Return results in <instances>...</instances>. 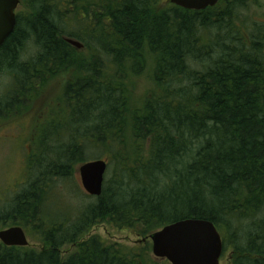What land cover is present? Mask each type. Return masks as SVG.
<instances>
[{"label":"trees","instance_id":"trees-1","mask_svg":"<svg viewBox=\"0 0 264 264\" xmlns=\"http://www.w3.org/2000/svg\"><path fill=\"white\" fill-rule=\"evenodd\" d=\"M255 3L189 11L167 0H66L61 10L26 1L0 47V76L10 79L0 117L64 81L35 174L0 203V229L20 226L39 248L0 245V264H167L149 243L84 237L100 223L149 236L187 219L223 230L233 264H264V20L249 17ZM144 74L151 87L137 98ZM104 153L112 175L72 216L54 187ZM68 246L76 250L64 256Z\"/></svg>","mask_w":264,"mask_h":264},{"label":"rangeland","instance_id":"rangeland-1","mask_svg":"<svg viewBox=\"0 0 264 264\" xmlns=\"http://www.w3.org/2000/svg\"><path fill=\"white\" fill-rule=\"evenodd\" d=\"M26 1L19 0V6L15 11L16 16L19 14L27 16L28 6L26 5ZM55 1L59 9L65 10L66 0ZM160 6L164 5L161 4ZM67 8L70 10L69 7ZM249 15V17L254 19L264 20V0H256L255 5L249 7ZM75 23L73 26L70 25L68 29L72 30L75 27V32H77V24ZM81 36L85 38V35ZM80 51L85 53L83 49ZM32 52L29 51L24 58L27 59L28 55H31ZM63 81V78L51 81L36 100H29L27 102V111H22L21 114H13L7 118L0 117V203L7 200L15 191H18V188L22 187L35 174V161L32 158L36 155L37 145H39L41 139V132L46 131L47 125L51 120L49 118H53L57 112L55 99L61 92ZM9 83L10 79L7 75L0 76V98L9 91ZM150 87L151 82L148 80V75L144 74L136 85L134 91L135 97H142ZM5 111H2L3 115L6 113ZM95 153L97 152L88 151L87 156L96 158L97 154ZM99 158L97 160H103L108 165L105 175V179H107L113 173V167L109 163L110 156L104 153ZM78 168L79 166L74 168L70 179L59 181L54 187L57 196H60L59 200L63 202L61 207L70 210V214L73 213L72 216L78 213L85 203L94 200L87 197L82 188ZM49 203L53 204L52 202ZM60 212H62L63 218L69 217V213L66 210H61ZM217 231L220 235H223V230L217 229ZM26 235L29 241L28 247L38 249L39 245L34 241V235L27 232ZM91 235L100 236L109 245L121 244L128 248L138 247L140 250L146 243L151 244L148 236H143L140 231L117 230L109 223L95 225L84 239H87ZM75 250L76 247L68 246L64 251V256L69 255V253ZM231 252L232 250L229 249L223 253L220 264H233ZM149 254L156 263L166 262L169 264L166 260L154 258L151 252Z\"/></svg>","mask_w":264,"mask_h":264},{"label":"water","instance_id":"water-1","mask_svg":"<svg viewBox=\"0 0 264 264\" xmlns=\"http://www.w3.org/2000/svg\"><path fill=\"white\" fill-rule=\"evenodd\" d=\"M220 0H168L172 5L189 11L214 7ZM19 0H0V47L14 31L15 10ZM76 49L83 45L67 39ZM107 163L93 160L79 166L82 188L87 195L99 197L103 190ZM152 255L169 264H220L223 243L215 225L206 220L187 219L164 226L148 236ZM0 243L6 247H26L25 231L18 226L0 230Z\"/></svg>","mask_w":264,"mask_h":264},{"label":"bare ground","instance_id":"bare-ground-1","mask_svg":"<svg viewBox=\"0 0 264 264\" xmlns=\"http://www.w3.org/2000/svg\"><path fill=\"white\" fill-rule=\"evenodd\" d=\"M97 198V197H96ZM168 225V224H167Z\"/></svg>","mask_w":264,"mask_h":264}]
</instances>
